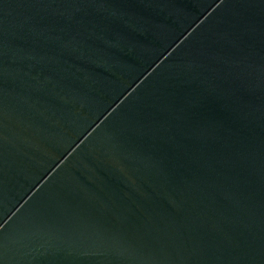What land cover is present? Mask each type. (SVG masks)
<instances>
[{
    "label": "water",
    "instance_id": "95a60500",
    "mask_svg": "<svg viewBox=\"0 0 264 264\" xmlns=\"http://www.w3.org/2000/svg\"><path fill=\"white\" fill-rule=\"evenodd\" d=\"M0 264H264V0H0Z\"/></svg>",
    "mask_w": 264,
    "mask_h": 264
}]
</instances>
